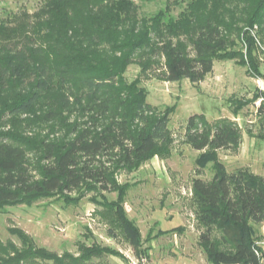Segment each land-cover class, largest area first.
I'll use <instances>...</instances> for the list:
<instances>
[{"label":"trees","instance_id":"1","mask_svg":"<svg viewBox=\"0 0 264 264\" xmlns=\"http://www.w3.org/2000/svg\"><path fill=\"white\" fill-rule=\"evenodd\" d=\"M134 1L47 0L34 14L0 21V210L55 196L74 204L95 193V213L109 236L118 231L141 258L147 256L142 235L122 207L129 186L116 177L153 157L168 158L173 142L172 110L150 107L142 77L155 69L162 81L198 84L215 61H236L261 76L253 53L264 43V0H166L149 17L139 16ZM172 6L179 7L176 15ZM130 65L140 71L128 82ZM239 132L229 119L211 124L196 114L183 134L200 153L196 163H212V178H195L191 186L198 247L209 264H261L264 258L253 229L264 223V178L246 169L227 173L217 156L239 148ZM72 192L80 196L70 198ZM103 193H116V200ZM8 232L20 245L0 240V264L124 260L84 243L77 256H58L17 228Z\"/></svg>","mask_w":264,"mask_h":264},{"label":"rangeland","instance_id":"2","mask_svg":"<svg viewBox=\"0 0 264 264\" xmlns=\"http://www.w3.org/2000/svg\"><path fill=\"white\" fill-rule=\"evenodd\" d=\"M46 1L0 0V21L22 12L34 14ZM134 2L140 17H149L166 5V0ZM176 2L184 4V0ZM172 8V15H176L179 7ZM261 37L264 39V35ZM253 54L259 77L247 73L246 67L236 61H215L212 72L198 84L188 80L162 81L157 79L155 69L149 71L147 78L142 77L141 87L147 92L150 107L160 112L172 110L168 128L173 140L168 158L153 157L135 172L116 177L118 184L129 186L122 207L142 235L146 257H137L118 231L115 236H109V226L96 216L95 211L100 208L92 201L100 198L92 192L74 204L55 196L28 206L4 207L0 210V240H10L19 246V241L8 232L10 228H17L27 234L36 247L58 256L65 253L77 256L78 244L84 243L110 248L124 257L123 260L104 256L94 259L93 264H209L198 247L201 229L195 220L191 186L195 178L204 181L212 178V163L199 166L196 162L200 153L184 142L183 134L188 119L196 114L204 115L211 124L220 119L235 122L241 133L240 146L236 151L219 150L218 160L227 173L246 169L264 178V140L260 138L264 133V109L259 108L260 94L264 95V43L258 45ZM139 71L137 65H130L125 73L126 81H134ZM102 195L108 201L116 200V193ZM68 196L78 198L80 195L72 192ZM253 229L257 245L264 254V223L254 225Z\"/></svg>","mask_w":264,"mask_h":264}]
</instances>
